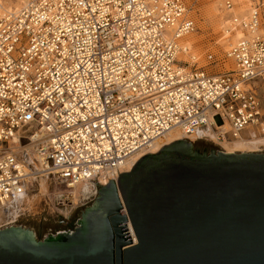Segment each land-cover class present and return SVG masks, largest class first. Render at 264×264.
Returning a JSON list of instances; mask_svg holds the SVG:
<instances>
[{
  "label": "built area",
  "instance_id": "1",
  "mask_svg": "<svg viewBox=\"0 0 264 264\" xmlns=\"http://www.w3.org/2000/svg\"><path fill=\"white\" fill-rule=\"evenodd\" d=\"M6 10L0 6V204L35 189L17 145L35 146L67 186L84 176L117 182L130 158L171 132L210 127L223 140L264 121L261 1L243 21L251 36L232 47L238 68L219 73L175 64L184 62L163 26L179 20L177 37L194 29L183 0H30Z\"/></svg>",
  "mask_w": 264,
  "mask_h": 264
},
{
  "label": "water",
  "instance_id": "2",
  "mask_svg": "<svg viewBox=\"0 0 264 264\" xmlns=\"http://www.w3.org/2000/svg\"><path fill=\"white\" fill-rule=\"evenodd\" d=\"M96 185L72 235L95 199L72 222L1 227L0 264H264V151L183 137Z\"/></svg>",
  "mask_w": 264,
  "mask_h": 264
},
{
  "label": "bare ground",
  "instance_id": "3",
  "mask_svg": "<svg viewBox=\"0 0 264 264\" xmlns=\"http://www.w3.org/2000/svg\"><path fill=\"white\" fill-rule=\"evenodd\" d=\"M17 4L15 6L7 5L4 6L2 4V1L0 0V6L3 9H8L6 11H2V14L7 15L10 11L16 10L20 11L22 10L30 0H16ZM203 3H208V13L209 18H211L216 26V30H218V41L217 44H227L228 43V49L225 52V58L224 60H228L229 63H226L227 70H236L238 68V65L236 64L235 56L232 54L233 46L237 44V42L243 38L250 35V30L247 29L243 21H248L250 19V15L252 14V11L255 9L257 4L261 1L264 3V0H254V5H252L251 8L248 9L250 5V0H234L235 2V8L233 9L234 2L233 0H224L222 4V8L227 11H221L218 10L215 6L216 0H202ZM230 1L232 3V6L229 8L227 2ZM8 3V2H7ZM184 6H185V18H188L193 21L194 23V29L190 31H184L180 34L179 37H177L176 33L179 32V26L180 21L175 20L173 25H165L163 28L169 29V34H167V37L170 40H174L177 45V49L175 51V55L178 60L184 62V64H177V66L183 70H186L187 72H191L194 67H203L206 71L210 73H219L226 70H218L215 67L218 66L222 60L216 59L217 62L215 64L210 63L208 60V56L202 60L196 53L193 52L192 47L196 48V45H194L195 41L194 38H192L191 34H193L197 30L196 23L193 19V17L190 15V9L188 8L187 4L183 0ZM221 3V2H220ZM248 10V11H247ZM246 12H248L246 14ZM246 14V16H244ZM241 17H243L241 19ZM237 19V20H235ZM241 19V20H240ZM54 20V19H53ZM55 21V20H54ZM214 25V24H213ZM159 26H156V32H159L160 29ZM120 29V28H119ZM256 32L259 34L264 35V18H260L259 20V26L256 29ZM143 35V34H142ZM251 36V35H250ZM196 44V43H195ZM197 50V49H196ZM195 50V51H196ZM223 60V61H224ZM231 65V66H230ZM229 68V69H228ZM122 75V74H121ZM124 81L123 76L119 79V81ZM118 81V82H119ZM55 119V117H52ZM56 123L54 121V124L52 126H55ZM230 124L226 122L224 127V132H227L228 130H231ZM232 134V132L230 131ZM233 135V134H232ZM207 136L218 143H220L224 149L228 152H235V151H256L260 150L261 148H264V121L259 124H251L248 125L246 128L242 130V133L238 135L237 138H233L230 135L227 136V134H224V139L219 140L217 133H215L210 127L204 128L196 132L195 134H192L190 136L183 134L182 132L175 131L171 132L166 139L159 140L152 148L148 149L150 153H157L160 151V149L167 144H170L171 142H174L175 140L179 138H199ZM229 138V139H228ZM15 146V151L17 152V159L19 162L22 163L23 167L27 172L32 171L34 174V177H32V180L34 182V190H30L26 188L23 190L21 194L17 195V198L14 200H10L4 204H0V226L5 223H9L13 221L19 214L27 209H31V207L35 204V201L38 200L41 196H44L47 194L50 190V182L54 180V178L57 180L58 184H61L65 187L64 193L61 197H71V198H89L91 195L94 194V192H97V186L96 184L102 185L103 183H109V177L105 175L99 176V181L96 183L95 181L91 180L90 178L84 176L83 179L70 183L69 186L65 185L61 180H59V177L55 174L54 171H47V169L44 166V158L41 154L38 153L35 146ZM146 152V151H144ZM138 153L137 155L133 156L128 160V162L122 167V169L127 170V172H130L135 165V163L146 153ZM53 175V177H52ZM34 191H38L37 193H33ZM130 225V233L133 237L134 242H137V237L134 232L133 227Z\"/></svg>",
  "mask_w": 264,
  "mask_h": 264
},
{
  "label": "rangeland",
  "instance_id": "4",
  "mask_svg": "<svg viewBox=\"0 0 264 264\" xmlns=\"http://www.w3.org/2000/svg\"><path fill=\"white\" fill-rule=\"evenodd\" d=\"M1 1L2 4L6 7L7 5L15 6L17 4L16 0H1ZM184 1L187 4L188 8L190 9V15L193 17L197 26V30L193 34H191L192 38L196 40L195 41L196 44L194 43V45H196V48L195 46L194 48L192 47L193 52L196 53L198 57H200L202 60H204L209 54L215 55L216 59L222 60V62L215 68L218 70H227L226 63L227 62L229 63V61L224 60V58H225V52L228 49V43L227 44L220 43V45L217 44L218 30H216L214 21L211 18H209V13H208L209 4L203 3L202 0H184ZM250 1L251 2L248 9L251 8L252 5H254L255 3L254 0H250ZM258 1L259 0H257L256 2ZM223 2L224 0H216L215 6L218 10L227 11L221 7ZM233 6L234 9L235 2ZM247 13L248 12H246V14ZM246 14L244 16H246ZM242 18L243 17H241V19ZM203 137L205 138H199V140L213 143L221 147L222 151H226V149H224V147L219 143H217L215 140L207 136H203ZM259 151H264V148H261L260 150H256V151H235V152L239 153V152H259ZM104 184L105 183H103L100 186H104ZM64 189L65 187L61 184H58L57 180L54 178V180L50 182L49 192L44 196H41L38 200H36L35 204L31 207V209L22 211L19 214V216H17L13 221L2 224L0 228L21 220H33L37 222L48 220L53 225H57L60 223V218H59L60 216L68 221L69 220L68 216H70L77 208L92 202L94 199H96L97 196V192L96 193L94 192L93 195H91L89 198L86 199L84 198L82 199L80 197H76V198L70 197L69 200L65 201V203L62 204L60 197L64 193ZM37 192L38 191H34L33 193H37Z\"/></svg>",
  "mask_w": 264,
  "mask_h": 264
},
{
  "label": "flooded vegetation",
  "instance_id": "5",
  "mask_svg": "<svg viewBox=\"0 0 264 264\" xmlns=\"http://www.w3.org/2000/svg\"><path fill=\"white\" fill-rule=\"evenodd\" d=\"M100 194L98 195V197L92 202V204L90 205H87L83 210L82 212L79 214V216L76 217V221H75V226H74V229L72 230H62L61 232L62 233H65L66 235H72L73 233H75L78 229H81L82 227H84V220H85V217L87 216V213L96 208L97 206V202L96 201L98 198H99ZM69 222H72V219L70 218L68 220Z\"/></svg>",
  "mask_w": 264,
  "mask_h": 264
},
{
  "label": "trees",
  "instance_id": "6",
  "mask_svg": "<svg viewBox=\"0 0 264 264\" xmlns=\"http://www.w3.org/2000/svg\"><path fill=\"white\" fill-rule=\"evenodd\" d=\"M196 145H197V143L194 144V146H196Z\"/></svg>",
  "mask_w": 264,
  "mask_h": 264
}]
</instances>
